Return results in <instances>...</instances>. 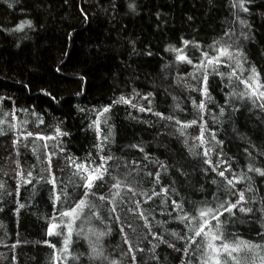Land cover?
<instances>
[{
	"label": "trees",
	"instance_id": "1",
	"mask_svg": "<svg viewBox=\"0 0 264 264\" xmlns=\"http://www.w3.org/2000/svg\"><path fill=\"white\" fill-rule=\"evenodd\" d=\"M130 2L132 0H0V28L12 29L24 20H31L36 25L35 30L26 27L23 32L0 31V98H6L0 102V119L5 118V113L15 111L17 119L11 122L22 125L20 131L26 129L52 137L56 136L55 129L59 127L69 133L68 136H57L54 140L46 141L49 146L47 151L55 153L51 163L59 191L62 186L60 181H67L74 171L68 166L67 156L83 160L91 153L99 163L94 147L98 142L97 136L94 129L89 127L96 118L95 110L109 105L120 95L129 96L133 89L141 97L151 92V105L149 100L139 97L133 102L145 108L151 106L152 112H140L123 104L112 107L109 123L114 126L115 138L103 155H108L110 151L117 158L108 162L112 175L126 179L137 193L150 194L153 188L161 192L162 186L170 189L168 204L163 203V192L147 203H144L145 197L142 195L132 197L126 188L122 192L127 198L139 199L143 210L152 213L155 217L154 220L149 217L152 232L163 234L176 248L182 249L185 242L176 240L170 233L184 235L187 229L173 219L177 213L170 206L171 200L185 201V210L189 211L193 202H211L213 193L220 194L217 185L211 181L219 178L211 171H204L207 165L203 164L202 156L194 157L188 153L183 145L184 137L179 136L173 123L160 120L153 114L163 112L165 116L173 115L181 120L198 119L191 101L195 99L199 103L203 98L198 92H190L183 83L177 84L176 77L185 76L192 68L174 62V54L165 49L169 45L179 47L180 38L183 37L195 39L206 50L207 45L223 35L226 21L233 19L232 10L229 0H135L137 10L132 12L128 8ZM251 7L255 40L244 42L245 50L264 80V15H261L264 13V0H255ZM157 13L160 14L159 18ZM189 16L193 18L191 21L188 20ZM238 31L237 25V34ZM149 50L153 55L145 54ZM65 52L67 55L63 54ZM188 54L199 55L191 48ZM165 64L169 66L165 68ZM58 67L59 72L56 71ZM221 71L225 69L221 68ZM226 82L222 83L218 76H209L213 102L207 104L204 120L207 121L206 127L214 130L218 139L224 141L225 157L231 158L233 168L246 170L249 159L244 149L249 139L257 146H264V120L258 110H247L250 102L233 99L231 104L226 103ZM187 83L195 84L191 80ZM45 92L51 95H45ZM221 106L226 109L224 117L219 115ZM232 106L240 107L241 112L229 119L228 112ZM20 109H28L29 113L34 110L43 118V124L37 127L36 116L26 115ZM213 115L217 117L216 122ZM8 119L11 120V117ZM25 120L27 124H23ZM0 127L7 132L0 136V183L4 184V188L0 189V209H3L0 211V264H52L54 249L44 241L55 244L56 250H59L64 236L47 235L48 225L52 222L49 218L58 216L57 209L66 208L67 205L57 204L53 208L50 199L52 185L43 181L37 184L35 179L32 184L21 183L17 195L19 178L13 163L17 157L12 149V140L20 132L8 131L7 124ZM101 128L105 129V125L101 124ZM187 133L191 144L192 137L199 134V128L193 126L187 129ZM21 141L29 145L28 148L21 147L19 157L21 167L27 173L29 166L37 163L31 151L33 138L23 141L21 137ZM133 144L143 146L144 152L131 147ZM60 147L65 151L60 152ZM145 154L149 160H144ZM39 155L44 160L43 148ZM156 160L170 166L167 173L159 168ZM213 160H216L215 156ZM254 163L261 166L264 157H257ZM125 164L127 167H124ZM117 165L120 167L117 168ZM173 166L180 167L187 175H179ZM44 167L45 164L38 165L33 176L37 177L40 168ZM157 171L161 172L159 184L155 183ZM149 172L153 175H147ZM44 175L47 177L48 173ZM106 179L109 184L112 182L110 178ZM254 179L259 189V199L264 196V180L259 177ZM237 187L243 188L244 185ZM172 188L176 189L178 195L171 191ZM96 191L98 194L107 193L108 184L98 187ZM18 204L25 205L19 208V212ZM162 212L165 214L161 215ZM168 212L172 213L171 217L166 214ZM101 216L104 217L103 221L76 222L69 247L72 256L79 259L69 258L62 264H108L111 260H117L119 264H133L132 255L136 257L135 264H181L182 260L198 264L199 257L193 255L191 249L184 256L182 252L163 244L155 249L159 262L152 260L151 248L157 241L148 234L143 221L125 212L121 216L133 249L129 252L128 244L124 243V234L119 231L121 225L109 221L104 209H101ZM237 216L240 219L229 226L228 231L237 233L241 239L260 242L256 235L258 230L264 231L260 223H252L251 218L240 213ZM156 221L168 223L161 229ZM128 223H131V228L127 227ZM80 227L85 232L90 228L94 232L107 233L101 237L100 246L108 261L88 259V242L83 235H77ZM90 238L95 240L94 235Z\"/></svg>",
	"mask_w": 264,
	"mask_h": 264
},
{
	"label": "snow or ice",
	"instance_id": "2",
	"mask_svg": "<svg viewBox=\"0 0 264 264\" xmlns=\"http://www.w3.org/2000/svg\"><path fill=\"white\" fill-rule=\"evenodd\" d=\"M211 2V0H210ZM255 0H229V8L232 10L231 15L233 19L226 21L227 27L223 31V35L218 39H214L213 42L207 45L205 50L204 45L200 44L195 39L180 38V46L169 45L165 51L174 54V62L191 66L192 71L186 73L185 76H177V84L183 83L184 86L190 91L198 92L203 98L197 103L195 99H192V107L196 110L198 119L181 120L173 115L165 116L163 112H154L160 120L173 123L176 128V132L180 137H184L183 145L186 147L188 153L192 156H202L203 164L207 165L204 169L205 172L211 171L215 173L216 177L213 179L212 184L217 185V192L212 194V201H200L193 202L191 210H185V201L176 199L171 200V207L177 213L173 219L179 221L187 229L184 235L172 232L170 233L176 240H183L185 246L182 249L176 248L175 244L166 240L161 233L152 232V220L155 219L151 212H145L142 208L141 201L139 199L127 198L122 189L126 188L128 193L132 194V197L142 195L145 197L144 203H147L154 196H160L161 192L164 193V204H168L167 196L170 191L168 187H161V192H157L155 188L151 190V193L140 192L137 193L134 186L129 184L126 179H119L112 175L110 171L109 161H115L110 151L108 155H103L108 146L114 142V126L109 123L111 117V109L117 104L128 105L132 108H137L140 112H152L151 106L145 108L138 106L133 101L139 97L144 100H149L152 97V93L149 92L146 96L140 95L135 89L129 96L120 95L118 98L112 100L109 105L95 110L96 118L89 125L93 128L96 136L97 143L94 147L97 149L98 156L96 159L92 158V154L89 153L83 160L78 157L67 156L68 166L74 171L71 173V177L65 181L61 180L59 191H57V180L52 172L51 158L55 153H49L47 151L48 144L46 141L54 140L56 137L68 136L69 133L63 132L59 127L55 129L56 136H46L40 133H33L26 129L20 131L22 125L12 123L16 120L15 111L5 113L3 119H0V125H8V131H19L20 135L16 136L12 140V149L15 152L17 159L13 161L16 165V176L19 178L16 193L19 194V188L22 184H32L33 180L39 184L43 181L46 184L52 185V191L50 199L53 203V208H56L57 204L67 205L66 208L57 209L59 215H52L49 219L52 221L47 228L48 236H64L63 245L59 250H56V245L51 244L45 240L44 243L48 244L54 249L52 255V264H62L69 258L79 259L78 256H72L69 244L73 234L74 226L78 220L84 223H90L92 220L103 221L104 217L101 216V209H104L108 214V220L121 225L119 231L124 234V243L128 244L129 252H132V245L128 240L125 233L124 224L122 219V213H129L139 220L143 221V226L147 229L156 244L152 245L151 252L153 255L151 259L159 262V256L155 254V249L160 245H166L168 248H172L174 251L182 252L184 256L189 254V250L193 255H198V264H264V231L258 230L256 232L257 237L260 238V242L253 240H244L235 232H229L228 227L238 222L240 217L237 213L243 214L244 217L251 218L252 223L259 222L261 229H264V196L257 199V193L259 191L255 184L254 177H259L264 180V164L257 166L254 161L257 157H264V146H257L250 139L247 141L248 146L244 149L249 162L245 169L239 171L233 168L231 158H226L224 153V141L218 139L217 133L214 130L206 127L207 121L204 120V114L206 112L207 104L213 102V98L209 91V76H218L223 83L224 87L228 89L226 93V103L231 104L233 99L242 102H250L247 110L251 111L256 109L261 113V119L264 120V80H262L261 71H258L256 65L252 63L245 50L244 42H251L255 40V31L253 24L251 23V17L253 15L252 5ZM12 7V4L8 5ZM115 8V4L112 5ZM128 8L132 12H136L137 5L135 0H132L128 4ZM243 14V15H242ZM159 13L157 17L159 18ZM261 15H264L262 13ZM87 19V17H85ZM191 16L188 20H192ZM237 25L239 31L237 34ZM35 30L36 25L31 20H24L20 22L15 28L7 29L0 28V31L8 32H23L25 28ZM42 27V25H41ZM71 34H69V39ZM194 49L199 53L198 56H190L188 54L189 49ZM135 51V48H133ZM67 55V52L63 53ZM148 56L153 55L149 50L145 53ZM169 65L165 64L167 68ZM221 68L225 71H221ZM57 72L60 71L58 67ZM81 79H83L81 77ZM188 80L194 81L195 84L187 83ZM242 86V87H241ZM45 95H51V93L45 92ZM6 98H0V102ZM10 99V98H7ZM55 99V97H53ZM175 99V97H173ZM14 103V102H13ZM149 105L151 101L149 100ZM179 107V105H177ZM26 115L31 114L37 118V127L39 124H43V118L37 114L34 110L29 113L28 109H20ZM81 111H85L81 109ZM241 112V108L232 106L230 112H228V118L231 119L236 113ZM226 113L225 107L219 108L220 117H224ZM11 117V120L8 119ZM135 119V117H133ZM217 117L213 115V121L216 122ZM28 121H23V124H27ZM101 124L105 125V129L102 130ZM196 126L199 128V134L192 137V143H189L187 129ZM235 131V129H234ZM207 133V136H206ZM7 132L3 127H0V136L6 135ZM27 141L29 137L33 138L31 151L36 157V164L30 165L27 173L24 172L21 167L19 157L21 155L20 149L28 148ZM38 141H44L43 144H38ZM133 148H137L140 152H144V147L141 145L133 144ZM44 149V160L40 159L39 151ZM60 152H64L65 149L60 147ZM255 151V155L253 152ZM213 156L216 160H213ZM144 160H149L147 154L144 155ZM79 161V162H78ZM155 163L159 165V168L167 173L169 165L156 160ZM45 164L46 167L40 168L37 177L33 176V171L38 165ZM135 164V162H133ZM120 165H117V168ZM127 167V164L124 165ZM175 167V171L181 175H187L181 171L180 167ZM47 172V177L44 173ZM131 173L129 172L128 175ZM147 175L152 176L153 173L149 172ZM75 177L76 179H72ZM161 172H155V183H160ZM111 179L109 184L108 179ZM108 184V192L98 194L96 189ZM243 184V188L237 187V185ZM4 188V184L0 183V189ZM171 191L178 195L175 188ZM203 191V189H201ZM35 194V188L33 189ZM11 194V193H8ZM247 194V195H246ZM71 201V203H69ZM105 205L107 206L105 208ZM25 207L24 204H18L17 212L19 208ZM3 209H0L2 211ZM165 213L162 212L161 215ZM168 216H172L171 212L166 213ZM225 214H227L225 216ZM221 217H224L222 220ZM167 221H156V225L164 229ZM127 227L131 228V223L127 224ZM110 232L111 229L109 228ZM135 231V229H133ZM66 232V234H65ZM106 232H94L92 229H88L85 232L83 227H80L77 231V235H83L88 242L90 252L88 253V259L91 261H108V258L104 255L103 249L100 246V239ZM94 235L95 240L90 236ZM197 238L199 242H197ZM195 245V248H192ZM14 247V246H13ZM138 251L143 252L144 249L137 248ZM133 264H135L136 257L132 255ZM108 264H119L117 260L108 261ZM181 264H191V261H181Z\"/></svg>",
	"mask_w": 264,
	"mask_h": 264
}]
</instances>
